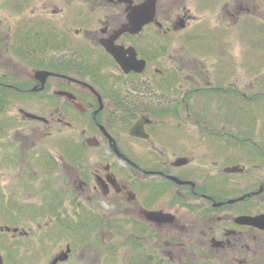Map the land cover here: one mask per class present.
I'll return each instance as SVG.
<instances>
[{"label": "flooded vegetation", "instance_id": "obj_1", "mask_svg": "<svg viewBox=\"0 0 264 264\" xmlns=\"http://www.w3.org/2000/svg\"><path fill=\"white\" fill-rule=\"evenodd\" d=\"M21 1L0 0V264H264L246 1L206 0L204 59L196 0Z\"/></svg>", "mask_w": 264, "mask_h": 264}, {"label": "rangeland", "instance_id": "obj_2", "mask_svg": "<svg viewBox=\"0 0 264 264\" xmlns=\"http://www.w3.org/2000/svg\"><path fill=\"white\" fill-rule=\"evenodd\" d=\"M43 1L44 0H38L37 5H39ZM245 1H246V5L249 7L247 8L249 10L248 12L249 15H246V17L243 19L245 20V26H247L243 34V37L245 38V44H249V45L261 44L262 45L264 43V0H245ZM21 2H22V9L28 7L29 0H22ZM166 2L167 1H163L161 3L167 4ZM214 4H215L214 1H207V2L206 0L194 1L196 14L198 16L205 17V18L201 22L202 26L198 28L199 33L197 34L198 40L196 42L198 45L197 49H195L193 45L186 44V47L184 50L185 53H183L185 54V56L187 57L189 56L193 58H202V59L205 58L204 50L203 49L200 50V46H203V44L208 43L207 40L203 39V36H208L207 31H204V30L207 26L210 25V22L214 21L213 19H215L216 13L220 11V10L211 9L212 7H209L210 5H214ZM75 8H76V5H73L68 8V13H71L70 18L68 20L69 27H76L75 23L71 21L75 18V16L72 14V11ZM210 17H212L213 19ZM37 20L38 22L41 21L40 19H37ZM58 24H60V21L58 22ZM237 27L235 28L233 32L236 31ZM201 36H202V39L200 38ZM255 39L257 40L256 42L254 41ZM190 47H193L194 51ZM250 49H251L250 51L252 52V47H250ZM249 55H250L251 61H253V58H256L257 55H260V54H258L257 51L254 50V53L249 54ZM249 55L247 54V51H246V54L244 55V57L249 59ZM262 66H264L263 62H262ZM103 72H113V71H106L105 69H103ZM27 209H30V208L28 207ZM22 213L28 214L30 213V210H28L27 212L22 211ZM25 214H23V216Z\"/></svg>", "mask_w": 264, "mask_h": 264}, {"label": "water", "instance_id": "obj_3", "mask_svg": "<svg viewBox=\"0 0 264 264\" xmlns=\"http://www.w3.org/2000/svg\"><path fill=\"white\" fill-rule=\"evenodd\" d=\"M148 8H149L150 17H152L153 12H154V3L152 1L148 2V5L146 4L144 6L141 14L145 15L147 12L144 9H146L148 11ZM136 20H137V18H136ZM142 25H143L142 23H139L138 25L134 24L131 28L134 29L133 31L135 33L141 28ZM107 51H108V53H110L113 56L114 60L120 65V68L123 69L125 72H128L132 69V64L129 61V59L126 60L122 55H120L116 48H111V49H108ZM136 63H138V62H136Z\"/></svg>", "mask_w": 264, "mask_h": 264}]
</instances>
